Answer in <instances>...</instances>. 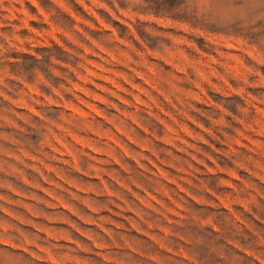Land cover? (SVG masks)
Segmentation results:
<instances>
[{"label":"rangeland","instance_id":"rangeland-1","mask_svg":"<svg viewBox=\"0 0 264 264\" xmlns=\"http://www.w3.org/2000/svg\"><path fill=\"white\" fill-rule=\"evenodd\" d=\"M0 264H264V0H0Z\"/></svg>","mask_w":264,"mask_h":264}]
</instances>
